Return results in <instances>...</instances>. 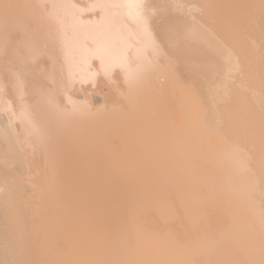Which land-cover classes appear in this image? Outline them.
I'll return each instance as SVG.
<instances>
[{
  "label": "bare ground",
  "instance_id": "bare-ground-1",
  "mask_svg": "<svg viewBox=\"0 0 264 264\" xmlns=\"http://www.w3.org/2000/svg\"><path fill=\"white\" fill-rule=\"evenodd\" d=\"M38 2L0 0V264H264V0Z\"/></svg>",
  "mask_w": 264,
  "mask_h": 264
},
{
  "label": "rangeland",
  "instance_id": "rangeland-1",
  "mask_svg": "<svg viewBox=\"0 0 264 264\" xmlns=\"http://www.w3.org/2000/svg\"><path fill=\"white\" fill-rule=\"evenodd\" d=\"M34 1H35L36 3H39L38 0H34ZM78 1H81V2H82V1H84V0H78ZM42 2H43V1H42ZM42 2H41V0H40V3H42ZM82 3H83V2H82ZM47 6H48V5H47ZM48 9H49V10H48ZM48 12L54 13V9L51 8L50 6H48V7H47V13H48ZM84 12H86V11L83 10V13H84ZM22 13H23V12H22ZM24 14L26 15L25 12H24ZM86 14H87V12H86ZM88 14H90V12H88ZM22 15H23V14H22ZM25 15H24V16H25ZM24 37H25V36H24ZM27 37H28V36H27ZM25 39H26V40H23V42H25V41H28V42H29V41H30V40H28V39H30V38H28V39L25 38ZM26 43H27V42H26ZM99 78H100V76H99ZM99 78H98V79H99ZM95 82H96V81H95ZM95 82H94L93 85H95ZM90 83H92V81H90ZM90 83H89V85H90V87H91V84H90ZM86 84L88 85L87 81H86ZM97 84L99 85V87H97ZM97 84H96V88H98L97 90H101V89H102L101 87H103V85H101V83H99V82H97ZM89 85H88V86H89ZM84 86H86V85L84 84ZM88 86H86V87H88ZM94 88H95V87H93V88L91 87V90H95ZM95 91H96V90H95ZM93 94H94V93H93ZM95 94H97V92H95ZM2 104H3V102H2ZM3 107H4V109H6V111H7V110L9 111V109H10V106H9L8 102L4 103V104H3ZM5 107H8V109L5 108ZM0 112H2V113H3V112H4V113H7V112H5V110H4V111H1V110H0ZM1 139L3 140L4 138H1ZM0 142H1V141H0ZM205 168H206V170H208L207 167H205Z\"/></svg>",
  "mask_w": 264,
  "mask_h": 264
}]
</instances>
